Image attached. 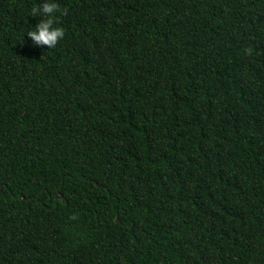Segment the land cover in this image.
Here are the masks:
<instances>
[{
  "label": "trees",
  "instance_id": "trees-1",
  "mask_svg": "<svg viewBox=\"0 0 264 264\" xmlns=\"http://www.w3.org/2000/svg\"><path fill=\"white\" fill-rule=\"evenodd\" d=\"M55 2L0 0V264H264V0Z\"/></svg>",
  "mask_w": 264,
  "mask_h": 264
},
{
  "label": "clouds",
  "instance_id": "clouds-1",
  "mask_svg": "<svg viewBox=\"0 0 264 264\" xmlns=\"http://www.w3.org/2000/svg\"><path fill=\"white\" fill-rule=\"evenodd\" d=\"M60 12V5L55 0H43L42 4L33 7L30 15L32 17H45L36 25L34 30H30L27 36L33 41L35 46H46L47 49H54L58 42L64 38V30L54 27L55 15ZM67 9L64 10V14ZM251 55V49L244 50Z\"/></svg>",
  "mask_w": 264,
  "mask_h": 264
},
{
  "label": "water",
  "instance_id": "water-1",
  "mask_svg": "<svg viewBox=\"0 0 264 264\" xmlns=\"http://www.w3.org/2000/svg\"><path fill=\"white\" fill-rule=\"evenodd\" d=\"M118 221V219H116Z\"/></svg>",
  "mask_w": 264,
  "mask_h": 264
}]
</instances>
